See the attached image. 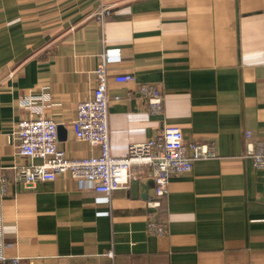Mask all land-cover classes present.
<instances>
[{"label":"crops","instance_id":"0c3cea01","mask_svg":"<svg viewBox=\"0 0 264 264\" xmlns=\"http://www.w3.org/2000/svg\"><path fill=\"white\" fill-rule=\"evenodd\" d=\"M103 57L112 155L165 125L215 145L216 157L170 177L163 235L146 231L149 168L109 197L69 173L15 179L23 117L54 119L68 157L99 153L71 122ZM122 73L135 80L115 81ZM138 83L158 87L160 113ZM246 130L264 140V0H0V254L18 264H264V169L244 156Z\"/></svg>","mask_w":264,"mask_h":264},{"label":"built area","instance_id":"2783aa9c","mask_svg":"<svg viewBox=\"0 0 264 264\" xmlns=\"http://www.w3.org/2000/svg\"><path fill=\"white\" fill-rule=\"evenodd\" d=\"M110 13V6L101 2L95 16L103 21ZM93 73L95 84L90 95L76 103L71 124L74 137L97 145L99 153L68 157L57 145V123L54 119L23 117L17 121L13 130L19 158V163L13 166L15 179L25 185H32L69 173L79 187H92L109 197L113 190L127 187L130 179L140 178L143 169L149 168L154 193L146 202V231L153 235H163L166 226L160 217V207L162 197L168 191L170 177L189 172L195 160L216 157L215 145L213 142L185 141L178 126L165 125L145 141L130 143L125 155H112L109 151L108 67L104 57ZM114 80L132 82L135 79L132 73H122L114 75ZM137 92L146 100L151 112L162 111L163 96L155 84L138 83ZM251 134V130L244 133V156L249 157L257 169H264V140L252 138ZM8 190L9 181L0 173V198ZM107 254L111 255V252ZM0 264H18V259L0 254Z\"/></svg>","mask_w":264,"mask_h":264}]
</instances>
